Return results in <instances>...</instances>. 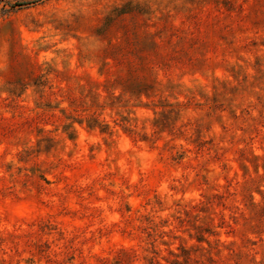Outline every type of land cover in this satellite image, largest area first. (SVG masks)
Instances as JSON below:
<instances>
[{
  "label": "rangeland",
  "instance_id": "374dc122",
  "mask_svg": "<svg viewBox=\"0 0 264 264\" xmlns=\"http://www.w3.org/2000/svg\"><path fill=\"white\" fill-rule=\"evenodd\" d=\"M0 264H264V0H0Z\"/></svg>",
  "mask_w": 264,
  "mask_h": 264
}]
</instances>
